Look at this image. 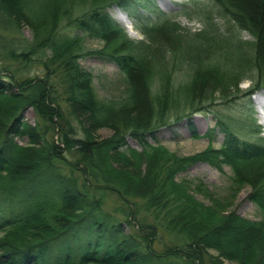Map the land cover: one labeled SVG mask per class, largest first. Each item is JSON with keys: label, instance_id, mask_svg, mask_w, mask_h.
I'll return each instance as SVG.
<instances>
[{"label": "trees", "instance_id": "1", "mask_svg": "<svg viewBox=\"0 0 264 264\" xmlns=\"http://www.w3.org/2000/svg\"><path fill=\"white\" fill-rule=\"evenodd\" d=\"M18 1L0 0V29L19 35L30 27L34 39L26 47L20 42L18 55L42 61L44 73L15 72V61L24 62L16 54L0 60V264H264V146L240 140L221 119L220 149L189 157L170 152L157 134L185 119L193 126L194 113L203 110L195 89L185 108L165 85L153 94L149 68L122 53L130 41L106 7L74 18L61 13L60 0H40L47 6L35 17ZM214 1L254 32L264 58V0ZM86 39L104 47L88 50ZM85 57L128 77L124 103L98 96L92 72L80 63ZM28 109L37 115L34 125L25 120ZM103 129L113 134L100 138ZM191 136L200 138L193 127ZM199 163L229 166L236 190L252 186L262 220L227 210L231 201L203 181L178 178Z\"/></svg>", "mask_w": 264, "mask_h": 264}, {"label": "rangeland", "instance_id": "2", "mask_svg": "<svg viewBox=\"0 0 264 264\" xmlns=\"http://www.w3.org/2000/svg\"><path fill=\"white\" fill-rule=\"evenodd\" d=\"M39 1L18 2L28 6L30 11H26V14L37 17L47 6ZM60 1L61 13L71 14L74 18L90 13L92 8L106 7V12L125 30L130 41V46L122 53L130 54L138 63L149 68L148 85L153 94L160 93L165 85V88L174 93V97H179L178 106L185 108L191 101L190 90L197 91L193 98L194 101L199 98L203 100L197 104L201 106L203 103V110L194 113L193 126L187 120L174 122L173 126L164 127L157 134L156 141L170 152L189 157L210 147L221 148L225 139L217 125L221 119L242 141L264 145V119L260 117L258 101L259 95L264 93V58L257 52L258 39L251 29H241L231 15L224 14L214 0H134L127 7L119 4L120 0ZM121 15L129 20V28L119 20L118 16ZM131 15H136V18ZM63 19H67L66 16ZM138 20L141 24H138ZM60 21L59 27L63 29L66 21ZM33 39V31L28 26H24L19 35L0 29V60H11L6 54L8 53L16 54L17 59L24 61L18 55L22 50L19 43L26 47ZM103 47L102 42L85 40V48L88 50ZM80 63L92 72L97 94L102 100L119 102L124 98L121 103L125 102L130 92L128 77L116 65L93 57H85ZM12 68L25 77H41L44 73L42 61L37 59L24 61L22 64L15 61ZM135 80L134 82L138 81ZM202 82L204 87H193L196 83L203 84ZM176 112L173 111L168 116L170 121L174 119ZM24 116L32 125L37 121L33 109L26 110ZM251 116L260 127L256 128L260 134L249 129ZM191 127L201 138L191 137ZM213 128L217 130L211 135L213 142L210 143L205 135ZM112 134L107 129L98 132L100 138H108ZM18 142L26 145L28 139H18ZM128 143L131 148L140 150L136 142L129 140ZM151 143L155 142L151 140ZM233 177L234 173L229 166H223L220 170L208 163H200L178 178L203 181L217 197L231 201L227 210L236 211L245 219L261 221L262 212L250 199L252 186L245 184L236 190ZM198 198L210 203L202 195H198ZM240 236L245 235L240 232ZM225 264L235 263L225 260Z\"/></svg>", "mask_w": 264, "mask_h": 264}, {"label": "bare ground", "instance_id": "3", "mask_svg": "<svg viewBox=\"0 0 264 264\" xmlns=\"http://www.w3.org/2000/svg\"><path fill=\"white\" fill-rule=\"evenodd\" d=\"M255 5V3H254ZM119 20L124 23V25L129 28V20L127 19V17L125 15H121V16H118ZM258 101H259V104H260V117L262 119H264V93L260 94L259 97H258Z\"/></svg>", "mask_w": 264, "mask_h": 264}]
</instances>
